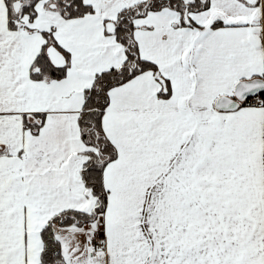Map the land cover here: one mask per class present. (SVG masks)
Returning <instances> with one entry per match:
<instances>
[{"label": "snow or ice", "instance_id": "snow-or-ice-1", "mask_svg": "<svg viewBox=\"0 0 264 264\" xmlns=\"http://www.w3.org/2000/svg\"><path fill=\"white\" fill-rule=\"evenodd\" d=\"M0 264H264V0H0Z\"/></svg>", "mask_w": 264, "mask_h": 264}]
</instances>
